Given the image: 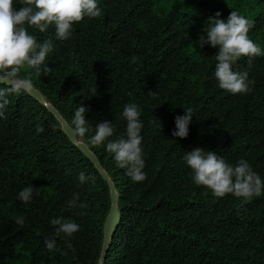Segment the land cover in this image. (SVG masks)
<instances>
[{"label":"trees","instance_id":"obj_1","mask_svg":"<svg viewBox=\"0 0 264 264\" xmlns=\"http://www.w3.org/2000/svg\"><path fill=\"white\" fill-rule=\"evenodd\" d=\"M101 15L85 17L59 40L55 26L29 28L38 43L51 41L47 73L24 68L20 78L60 114L68 126L85 113L78 139L96 156L119 199L120 212L102 262L111 190L101 171L63 131L48 106L29 92L11 93L0 117V264H264V191L251 200L216 197L197 185L183 157L197 147L235 166L244 159L264 181V0H98ZM15 8L22 5L15 0ZM238 11L252 22L249 38L260 56L241 57L233 71L248 72L250 91L218 86L215 54L200 47L209 17ZM132 57H136L133 62ZM251 60V63H249ZM0 87H3L0 85ZM141 112L142 171L133 181L107 143L125 135L124 107ZM192 108L186 138L173 137L175 117ZM112 122L100 145L96 126ZM42 128L43 131H38ZM83 172L90 177L81 183ZM33 188L31 201L17 198ZM77 206L68 202L77 198ZM83 203L86 207H79ZM24 223H16L17 218ZM53 219L72 221V235ZM45 239H54L52 250Z\"/></svg>","mask_w":264,"mask_h":264},{"label":"clouds","instance_id":"obj_2","mask_svg":"<svg viewBox=\"0 0 264 264\" xmlns=\"http://www.w3.org/2000/svg\"><path fill=\"white\" fill-rule=\"evenodd\" d=\"M20 7L15 8V0H0V117H4V110L9 104L8 95L11 93H28L33 85L29 79H21L20 73L24 68L35 69L37 73H47L50 69L44 63L48 54L53 51L51 41L38 43L35 35L28 29H38L43 33L50 26H55V34L59 40H67L72 34V26L85 17L96 18L101 15L98 0H20ZM221 13L209 17L205 28L206 37H200V47L210 44L219 49L215 54V78L219 88L232 94L247 93L250 89L248 72L233 71L232 65L241 57H255L262 54L259 45L249 38L252 22L238 11H231L227 19H221ZM133 62L136 57H132ZM251 63V60H249ZM83 104L74 112L72 123L75 133L84 136L87 132ZM182 116L175 117L173 137L186 138L189 124L192 120L193 109H184ZM141 112L134 103L127 104L122 112L126 120L125 135L115 141L107 143V151L114 154V159L120 168L126 169L128 175L135 182H142L146 174L142 171L145 162L142 158L141 130L143 123L140 120ZM38 131H43L38 128ZM112 122H102L96 126L91 139L93 145H100L113 135ZM193 172V180L197 185L208 188L216 197L232 194L237 198L251 200L264 191V181L252 171L248 162L241 159L235 166L227 163L215 151H205L197 147L185 152L183 157ZM81 183L87 177L83 172L78 176ZM33 197V188L25 187L18 193L17 198L27 203ZM77 198L68 202L69 208L77 206ZM79 207H86L83 203ZM16 223L22 225L24 218H17ZM53 225H58L57 231L72 235L79 230L75 222H62L53 219ZM47 249L55 246L54 239H45Z\"/></svg>","mask_w":264,"mask_h":264},{"label":"water","instance_id":"obj_3","mask_svg":"<svg viewBox=\"0 0 264 264\" xmlns=\"http://www.w3.org/2000/svg\"><path fill=\"white\" fill-rule=\"evenodd\" d=\"M34 98H36L38 101H40L41 103L47 105L46 100L44 99V97L34 88H32L29 92ZM49 110L51 113H53L56 118H58V120L61 122L62 127H63V131L68 135V137L70 138V140L76 144L81 151L92 161V163H94L96 165V167L101 171L104 179L109 183L110 185V190H111V201H112V207H111V211L106 219L105 222V226H104V246H103V255H102V262L105 259V255L111 245L112 242V236L117 228V224L119 222V218H120V212L118 210L117 207V203H118V193L116 192V189L112 183V181L110 180L108 174L101 168L96 156L89 150L88 146L86 144H84L83 142H79V139L77 137V134L75 133L74 130H72L68 124L62 119V117L60 116V114L57 112L56 109H54L52 106H48Z\"/></svg>","mask_w":264,"mask_h":264},{"label":"rangeland","instance_id":"obj_4","mask_svg":"<svg viewBox=\"0 0 264 264\" xmlns=\"http://www.w3.org/2000/svg\"><path fill=\"white\" fill-rule=\"evenodd\" d=\"M81 143H82V140L80 139Z\"/></svg>","mask_w":264,"mask_h":264},{"label":"bare ground","instance_id":"obj_5","mask_svg":"<svg viewBox=\"0 0 264 264\" xmlns=\"http://www.w3.org/2000/svg\"><path fill=\"white\" fill-rule=\"evenodd\" d=\"M79 142H81V141L79 140Z\"/></svg>","mask_w":264,"mask_h":264}]
</instances>
